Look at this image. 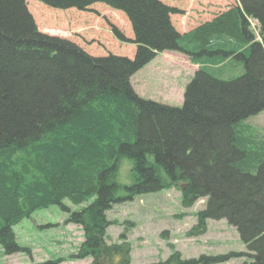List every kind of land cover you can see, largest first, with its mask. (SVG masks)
<instances>
[{
  "label": "trees",
  "instance_id": "obj_1",
  "mask_svg": "<svg viewBox=\"0 0 264 264\" xmlns=\"http://www.w3.org/2000/svg\"><path fill=\"white\" fill-rule=\"evenodd\" d=\"M26 1L0 0L4 254L25 250L16 242L15 224L59 205L65 222L83 231L73 257L129 264L126 233L120 243L106 241L107 212L137 195L183 185V206L206 198L188 235L202 234L209 219H225L247 251L197 258L174 252L150 264H216L235 257H246L238 264H264V133L247 122L264 111V0H235L181 33L170 19L176 8L160 0H37L60 10L100 3L122 12L133 32V58L94 56L39 31ZM251 19L259 23L258 35ZM162 51L180 52L198 66L181 106L142 98L130 84ZM123 157L134 177L127 186L117 181Z\"/></svg>",
  "mask_w": 264,
  "mask_h": 264
},
{
  "label": "rangeland",
  "instance_id": "obj_2",
  "mask_svg": "<svg viewBox=\"0 0 264 264\" xmlns=\"http://www.w3.org/2000/svg\"><path fill=\"white\" fill-rule=\"evenodd\" d=\"M26 1V0H25ZM177 12L171 14L172 25L178 32L188 31L217 13L228 9L235 0H160ZM26 6L39 31L56 35L75 43L94 56L108 53L133 58L136 45L127 17L104 4L95 3L88 10L53 9L37 0H27ZM251 30L258 35L259 25L250 21ZM116 29L125 40H120ZM174 51H162L133 77L140 96L169 106H181L186 84L191 80L195 65ZM178 54V53H177ZM180 56V57H179ZM247 122L264 133V111L251 116ZM132 163L121 158L117 181L130 185L134 181ZM181 188L172 187L135 196L132 200L114 204L107 212L111 222L106 241L117 244L126 233L129 243V264H149L165 260L174 252L181 258L200 255H221L245 252L246 246L237 230L225 219L207 220L200 235H188L196 225L197 213L204 208L206 198L183 206ZM124 195V191L120 193ZM79 206H71L78 208ZM66 213L59 205L35 210L29 217L12 227L16 242L25 250L6 255L0 246V264H34L44 260H59V264H91V257H73L79 251L84 235L76 224L66 223ZM29 249L28 250H26ZM246 257H235L216 264H238Z\"/></svg>",
  "mask_w": 264,
  "mask_h": 264
},
{
  "label": "crops",
  "instance_id": "obj_3",
  "mask_svg": "<svg viewBox=\"0 0 264 264\" xmlns=\"http://www.w3.org/2000/svg\"><path fill=\"white\" fill-rule=\"evenodd\" d=\"M184 32H185V31H184ZM178 55H179V54H177V53H175V55L173 54V56H175V57H177V58H178ZM179 57H180V56H179ZM131 79H132V78H131ZM131 84H132V87H133V89L135 90V92H136L137 94L140 95V90L138 89V86H137L136 82L131 81Z\"/></svg>",
  "mask_w": 264,
  "mask_h": 264
}]
</instances>
